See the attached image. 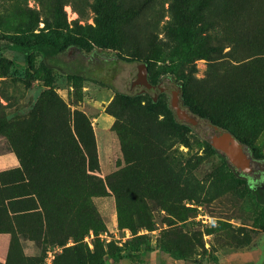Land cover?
I'll return each mask as SVG.
<instances>
[{"label": "rangeland", "instance_id": "374dc122", "mask_svg": "<svg viewBox=\"0 0 264 264\" xmlns=\"http://www.w3.org/2000/svg\"><path fill=\"white\" fill-rule=\"evenodd\" d=\"M99 6L118 48L15 44L58 24L90 37ZM144 64L162 101L178 83L202 112L174 108L193 116L189 145L147 109ZM109 103L129 129L114 154L96 132L113 124ZM206 116L264 155V0H0V264H41L53 243L55 264H264V172L209 153ZM181 162L202 189H187Z\"/></svg>", "mask_w": 264, "mask_h": 264}, {"label": "trees", "instance_id": "16d2710c", "mask_svg": "<svg viewBox=\"0 0 264 264\" xmlns=\"http://www.w3.org/2000/svg\"><path fill=\"white\" fill-rule=\"evenodd\" d=\"M182 3L187 2L188 0H180ZM89 42L90 46L93 47L94 45L106 47V48H118L119 46V37L116 33V27H115V20L112 18L111 15H109L106 10L99 6L97 8V15L95 16V25L93 26V32L90 37L83 36L82 34H78L75 36H68L64 33L62 30L61 25H57L52 33L50 35H40L35 34L34 38H23L15 41V44L20 48H31L36 46H50L53 48H56L58 50H64L65 48L72 46V47H84L85 43ZM158 57V56H157ZM148 63L151 62L150 59H147ZM44 67L51 70V67L46 64V62H42ZM152 63V62H151ZM148 66V65H147ZM148 74H149V66H148ZM68 77L71 79L75 78H84L83 76L79 74H68ZM149 79L153 83H157V78H154L152 76H149ZM183 93V92H182ZM129 100H136L139 99V95H124ZM184 96V93H183ZM185 99V96H184ZM185 104L190 107V109L200 115H203L201 111L194 108L186 99ZM111 103H109L106 107V111L113 114L115 117H120V115L110 109ZM146 107L148 110H150L152 113H155L156 115H163L162 121L166 122L168 124V127L171 129L172 137L179 138L185 145H189V136L188 133L193 131V127H190L188 124L181 123L180 119L177 117L174 108L172 107L171 103H168L167 101H162L161 96H158V99L155 101L153 98L148 94V100L146 102ZM210 123L214 125H219L220 127H223L225 129L230 130L243 144H247L250 146V150L254 156L258 158H263L264 155H259L255 153V147L250 145V142L246 139L241 138L236 131L232 130L231 128L222 125L218 123L213 117L206 116ZM173 138V139H174ZM167 148H171L174 144V141L171 143L163 142ZM209 153L218 152L220 150L216 149L211 143H209L206 140ZM32 157L30 160L32 161ZM221 174L223 176L230 175V177L233 179H236L237 183H245V178L236 176L233 171L226 166V169H219ZM179 174L186 185L187 189L193 194L196 190L202 189L203 186L200 184L196 176L193 174L192 169L189 170V173L186 172V168L184 167V163L181 162ZM222 176V177H223ZM223 181V179L221 178ZM221 186V185H220ZM222 187V186H221ZM196 189V190H195ZM195 190V191H192ZM221 192V191H220ZM91 228V225H88L82 234L87 232ZM71 235V234H69ZM57 243H53L50 245H56ZM63 248L65 247L64 244ZM49 246V245H48ZM63 250V249H62ZM60 253L57 254L54 264L56 263L57 257Z\"/></svg>", "mask_w": 264, "mask_h": 264}, {"label": "water", "instance_id": "95a60500", "mask_svg": "<svg viewBox=\"0 0 264 264\" xmlns=\"http://www.w3.org/2000/svg\"><path fill=\"white\" fill-rule=\"evenodd\" d=\"M165 79H170L166 77ZM139 90L143 93L149 94L153 100H157L160 92L159 84L153 83L149 79L148 66L144 64V67L138 71V77L136 79ZM172 89L175 92L171 105L175 108L178 115L182 114L185 108V99L181 86L178 83L172 85ZM171 90V88H168ZM190 108L189 106H187ZM193 116L190 115L188 120L180 119L181 123L188 124L193 127ZM206 133V140L211 143L216 149L223 152L234 165L235 168L240 170L244 175H253L255 167L253 164V157L251 150L244 147L243 143L228 129L214 125L210 123Z\"/></svg>", "mask_w": 264, "mask_h": 264}, {"label": "crops", "instance_id": "0c3cea01", "mask_svg": "<svg viewBox=\"0 0 264 264\" xmlns=\"http://www.w3.org/2000/svg\"><path fill=\"white\" fill-rule=\"evenodd\" d=\"M102 119L103 120H108L110 122H113V124L111 125H108V126H105V128H102V129H98L96 130L97 132V135H98V132H100L101 134L100 135H104V138H105V143L107 145H109L107 147V149L111 152V154H114V151H113V147H114V144H115V140L116 138H121V140H126L129 136V134H124L123 132L124 131H127L128 132V128L126 127H122L118 122H117V119L115 116L107 113V112H103L102 111ZM100 114V116H101ZM99 135V136H100ZM101 143H100V140H99V137H98V154H99V157L102 159V149H101ZM103 155L105 156V154L103 153ZM110 155V153H109ZM0 157H1V154H0ZM1 160V158H0ZM104 163L107 164V166L110 165V161L107 162V159H103ZM0 163H2V160L0 161ZM109 164V165H108ZM18 166H19V162L17 160H13L11 162H9L8 164H4L2 165V169H6V168H16L18 169ZM106 168V166H105Z\"/></svg>", "mask_w": 264, "mask_h": 264}, {"label": "built area", "instance_id": "2783aa9c", "mask_svg": "<svg viewBox=\"0 0 264 264\" xmlns=\"http://www.w3.org/2000/svg\"><path fill=\"white\" fill-rule=\"evenodd\" d=\"M61 249L62 246L58 244L48 246L44 261L41 264H54L56 256Z\"/></svg>", "mask_w": 264, "mask_h": 264}, {"label": "flooded vegetation", "instance_id": "af4514ba", "mask_svg": "<svg viewBox=\"0 0 264 264\" xmlns=\"http://www.w3.org/2000/svg\"><path fill=\"white\" fill-rule=\"evenodd\" d=\"M245 147V146H244ZM253 157V164L255 167V172L252 176H260L264 172V159L258 158L252 154Z\"/></svg>", "mask_w": 264, "mask_h": 264}]
</instances>
